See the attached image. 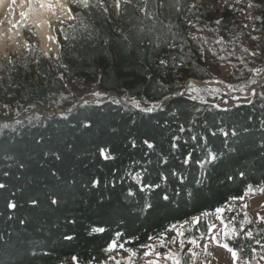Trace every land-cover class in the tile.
<instances>
[{"label":"trees","instance_id":"trees-1","mask_svg":"<svg viewBox=\"0 0 264 264\" xmlns=\"http://www.w3.org/2000/svg\"><path fill=\"white\" fill-rule=\"evenodd\" d=\"M69 6L57 54L0 64V264H132L113 243L210 264L194 240L220 208L235 264H264V215L230 204L264 188V0ZM191 78L255 89L221 106L183 93Z\"/></svg>","mask_w":264,"mask_h":264},{"label":"rangeland","instance_id":"rangeland-1","mask_svg":"<svg viewBox=\"0 0 264 264\" xmlns=\"http://www.w3.org/2000/svg\"><path fill=\"white\" fill-rule=\"evenodd\" d=\"M236 2L240 0H235ZM68 8H70L67 1H65ZM218 6H220L218 4ZM57 17L59 19L53 21L52 29L56 36V31L60 24L63 21H68L73 17V12H62ZM240 21L245 23V28L250 32H253V18L250 10H245L241 12L239 16ZM23 34L18 37L19 42H11L8 41L4 48H0V64L6 65L8 62V58L11 53H25L29 47L30 43H35L39 45L40 48L41 42L38 38L37 32L34 26L31 23H26L21 26ZM56 37V42H57ZM59 45V43H58ZM56 45L54 44L50 50L53 54L57 51L54 49ZM59 48V46H58ZM57 48V50H58ZM43 49V48H42ZM194 79V78H191ZM264 81V71L261 75L260 82ZM189 84H192L190 88L191 94H199L205 100L215 102L221 106H231L237 102L248 101L254 91L255 87H252L244 92L234 90L232 88H228L224 82L218 81L215 78H209L206 80H198L194 79L193 81L189 80L186 84L183 93H185L188 89ZM135 105L138 107L144 108H154L156 107L155 103L146 102L142 100H135ZM230 204L237 205H245L249 209H251L256 218H259L264 215V191H261L258 194L249 193L243 197V199L237 198L230 202ZM222 212H218L215 214L212 213H204V217L208 220L209 230L207 234L197 237L194 240V249L195 250H208L210 252V264H235V260L232 255L233 250H229V248L224 247L223 237L226 231V225L223 221ZM182 225H175L168 231L162 233L161 235L151 239L150 244L163 242L172 238L177 234L178 231L182 229ZM110 246V250L115 255V257H126L131 259L132 264H158L159 262H165L167 259V252L158 249H149L143 250L141 254L137 253L133 249H127L124 247H120L116 245L112 247ZM135 253V255H133ZM128 259V260H129ZM130 264V262H129Z\"/></svg>","mask_w":264,"mask_h":264},{"label":"bare ground","instance_id":"bare-ground-1","mask_svg":"<svg viewBox=\"0 0 264 264\" xmlns=\"http://www.w3.org/2000/svg\"><path fill=\"white\" fill-rule=\"evenodd\" d=\"M66 0H62L65 8H68ZM55 5L56 0H52ZM11 0H0V48H4L8 41L19 42L18 37L23 34L21 26L31 23L38 35L41 46L44 50H50L55 44L57 51L58 41L52 29V23L57 16L64 12L60 6L53 8H38L30 10L28 0H16V4H11ZM25 13V15H22ZM56 17V18H55Z\"/></svg>","mask_w":264,"mask_h":264},{"label":"snow or ice","instance_id":"snow-or-ice-1","mask_svg":"<svg viewBox=\"0 0 264 264\" xmlns=\"http://www.w3.org/2000/svg\"><path fill=\"white\" fill-rule=\"evenodd\" d=\"M117 6H119V3H120V0H115ZM67 3L68 4H75V5H79V6H82L84 8H88L90 6V3H91V0H67ZM11 4H16V0H11ZM11 4L9 5V7H11ZM33 5L37 6L38 8H53L55 6H60L62 8V10H64L66 13L67 12H71V8H65L64 7V4L62 3V0H56V4L54 5L52 3V0H28V7L30 10H35L33 8ZM96 6L97 7H101L102 6V0H96ZM22 15H25V13H22ZM57 19H59V17H57ZM217 23H219V21H217ZM161 64L165 63V61L161 60L160 62ZM259 71V70H257ZM253 83H255V81H253ZM149 111H151V109H148ZM102 151V154H103V151L104 150H101ZM105 158H110V157H105ZM241 175H243V173H241ZM4 185L3 184H0V188H3ZM258 191H264V188H259V189H256ZM253 189L251 186H249V192H252ZM240 199H243V197H239ZM33 203H35V201H33ZM10 207L12 208H15L16 205L15 204H10L9 205ZM218 212H222L224 211L223 208H220V209H217ZM93 231H96V232H103L104 229L103 228H95L93 229ZM250 235V233H249ZM115 243H113L112 247H115ZM120 247H123V245L121 244ZM224 247H228V245H224ZM231 251V249H229ZM133 255H135V253H133ZM171 255V254H170ZM195 255V254H194ZM232 255L233 257L236 256V252H232ZM175 258V257H173ZM73 259L75 260L76 258L73 257ZM176 264H180V261L179 260H176Z\"/></svg>","mask_w":264,"mask_h":264},{"label":"water","instance_id":"water-1","mask_svg":"<svg viewBox=\"0 0 264 264\" xmlns=\"http://www.w3.org/2000/svg\"><path fill=\"white\" fill-rule=\"evenodd\" d=\"M59 49V48H58ZM44 50V49H43ZM45 51V50H44ZM46 52H48V53H52L51 51H46ZM57 52H58V50H57ZM57 52L55 53V54H57ZM191 81H193L194 79H190Z\"/></svg>","mask_w":264,"mask_h":264}]
</instances>
